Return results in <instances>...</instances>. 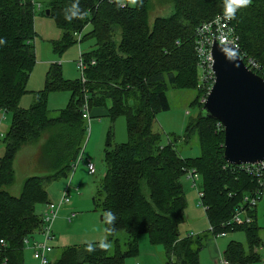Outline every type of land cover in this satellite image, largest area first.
Wrapping results in <instances>:
<instances>
[{
  "label": "trees",
  "instance_id": "trees-1",
  "mask_svg": "<svg viewBox=\"0 0 264 264\" xmlns=\"http://www.w3.org/2000/svg\"><path fill=\"white\" fill-rule=\"evenodd\" d=\"M172 12L148 23L150 0H48L61 36L53 52L93 38L97 45L80 52L86 65L85 83L64 80L60 65L50 64L43 90L33 93L28 109L19 108L35 63L33 3L0 0V113H10L11 123L2 135L0 157V264H24L25 241L37 240L42 220L38 207L49 203L46 186L69 178L86 142L82 108L102 109L114 121L123 118L127 142L105 144V174L92 199L104 222L107 243L65 247L49 264H125L138 256V237L147 235L153 247H162L166 264H200L199 254L208 236L243 232L247 250L230 242L222 259L230 264H256L259 237L254 210L246 214L250 224L233 226L234 214L247 209L246 197L264 194L238 166L223 158L222 127L211 119L190 120L183 136L168 135L166 145L153 132L156 117L169 111L168 88L199 91L201 84L194 54V31L201 23L231 10L241 51L264 69V0H168ZM87 26L91 30L81 37ZM77 36H80L79 41ZM91 62L94 64L91 65ZM200 84V85H199ZM69 92L66 107L53 117L48 96ZM86 99V102H85ZM199 97L194 100L199 110ZM85 102V103H84ZM51 132V133H50ZM50 134L41 147L43 177L24 179L18 197L6 188L15 181L14 159L27 143ZM112 136V134L110 133ZM198 148V156L181 157L182 148ZM188 171L200 177L198 196L209 226L207 233L181 237L179 227L187 208L182 178ZM119 232L127 234L121 245Z\"/></svg>",
  "mask_w": 264,
  "mask_h": 264
},
{
  "label": "rangeland",
  "instance_id": "rangeland-1",
  "mask_svg": "<svg viewBox=\"0 0 264 264\" xmlns=\"http://www.w3.org/2000/svg\"><path fill=\"white\" fill-rule=\"evenodd\" d=\"M123 2L124 0H119ZM33 3V29L35 39L33 41L35 63L26 84L28 93L21 96L18 105L21 109H28L33 102V93L43 90L45 74L50 64L60 65L64 80L74 82L80 78V73L76 68L80 52H88L97 45L95 39H86L81 43L68 47L62 54L53 52V41H57L60 30L55 25L52 17H48V0H31ZM172 12V5L168 0H150L148 23L152 24L154 18L167 17ZM91 30L87 26L81 37ZM199 74V72H198ZM203 90L181 91L168 88L166 96L169 102V111L161 112L157 115L152 130L161 136V145H166L168 135L183 136L185 128L190 120L197 118L199 108L194 105L196 97H202ZM69 92H54L48 96L47 107L49 115L53 117L57 111L64 109L69 101ZM11 123L10 113H0V157L3 155L4 143L2 135L8 131ZM90 126L86 124V142L82 150L83 161H76L69 178L57 180L46 186L48 197L51 203L59 202L61 194L68 188L70 204L61 208L58 218L53 224V234L56 241L53 243V251L49 255L50 260H55L59 256L62 248L80 246L88 243H107V230L102 215L93 207L92 199L98 192L100 182L105 174L104 151L105 144L110 136L112 143L124 144L127 142L126 126L123 118L111 121L107 115L93 117L90 119ZM51 133V132H50ZM112 134V136L110 135ZM48 135L43 134L37 142L24 145L14 160L13 169L15 172L14 183L6 188V191L14 197L20 194L21 186L27 177H43L46 173L42 170L39 161L41 147ZM37 151L35 152V148ZM198 148L193 146L190 150L182 148L180 155L184 158L197 157ZM90 160L95 168V174L89 175L86 161ZM183 191L186 197L187 208L185 210L184 222L179 227L181 237L187 235L196 236L209 231L208 222L204 216V210L200 206L199 199L192 182L184 175L182 178ZM39 213V210H37ZM75 214L72 222H67L68 217ZM256 225L259 227V237L264 243V194L256 204L254 211ZM208 237H211L210 235ZM116 239L121 245L128 241L127 234L119 232ZM216 243L214 248L210 243L200 251L201 264H219L227 245L230 242L240 243L247 250L245 236L243 232H234L224 237H214ZM31 245V243H29ZM262 249V248H261ZM162 247H153L148 241V237L142 234L138 237V256L128 258L125 264H166V259L162 256ZM261 262L264 263V251L260 253ZM25 264L31 261L32 253L29 246L24 250ZM261 262L256 264H262ZM33 263V262H32Z\"/></svg>",
  "mask_w": 264,
  "mask_h": 264
},
{
  "label": "water",
  "instance_id": "water-1",
  "mask_svg": "<svg viewBox=\"0 0 264 264\" xmlns=\"http://www.w3.org/2000/svg\"><path fill=\"white\" fill-rule=\"evenodd\" d=\"M211 60L214 83L197 118L215 120L222 127L227 164H260L264 161V80L247 70L230 46L214 41Z\"/></svg>",
  "mask_w": 264,
  "mask_h": 264
},
{
  "label": "built area",
  "instance_id": "built-area-1",
  "mask_svg": "<svg viewBox=\"0 0 264 264\" xmlns=\"http://www.w3.org/2000/svg\"><path fill=\"white\" fill-rule=\"evenodd\" d=\"M234 10L235 7L213 17L209 21L201 23L198 27H196L194 31V54L196 58V66L199 72L198 80L201 84L199 85L203 90L202 97L198 100V104L201 106L205 103L206 97L214 83V74L211 69V45L214 41H216L219 45H227L232 47L237 52L246 69L264 80V69L261 67V65L255 59L249 57L245 52L241 51L238 35L235 31L236 28L233 23ZM79 39L80 36H77L78 41ZM93 64L94 63L91 62V65ZM76 68L80 73L81 83H85L83 73L86 69V65L82 61L80 53L79 59L76 63ZM81 116L82 119L86 121V124L90 126L89 109L86 103L83 105ZM78 161H83L81 154L78 158ZM86 167L89 175L95 174L94 165L90 160L86 161ZM238 167L243 169V172L248 176L252 177L260 187L263 185L262 181L264 179V161L257 165H245ZM186 175L187 178L191 180L193 188H195L197 195L200 197L202 195L198 188L200 177L193 171H188ZM261 197L262 192L260 191H257V193L246 197L244 201L247 205V209H241L240 211L236 212L230 224H232L233 226L250 224L252 222V219L247 216L246 212L254 210L257 202ZM69 204V192L68 188H66V190H64L61 194L59 202H49L41 207L39 212V216L42 220L41 233L39 234L37 240L30 242L31 245H29V243L25 241V244L29 246V250L32 253V259L36 262V264L50 263L51 260L49 259V255L52 253L54 248L53 243L56 241L53 234V224L57 220L61 208ZM74 217L75 214H72L70 217H68L67 221L72 222ZM225 235V233H221L217 235V237H224ZM0 244H2V241L0 242ZM262 250L264 251V246L262 247ZM219 264L230 263L225 259H221L219 261Z\"/></svg>",
  "mask_w": 264,
  "mask_h": 264
},
{
  "label": "crops",
  "instance_id": "crops-1",
  "mask_svg": "<svg viewBox=\"0 0 264 264\" xmlns=\"http://www.w3.org/2000/svg\"><path fill=\"white\" fill-rule=\"evenodd\" d=\"M92 118L94 117H100V116H102V115H106V112L104 111V110H102V109H97V110H94L92 113ZM44 141V140H43ZM27 144H31V143H27ZM26 144V145H27ZM22 149V148H21ZM20 149V150H21ZM19 150V151H20ZM37 151V147L35 148V152ZM19 153V152H18ZM17 153V154H18ZM15 160V159H14ZM13 165H14V162H13ZM47 194H48V192H47ZM49 198V197H48ZM50 201V200H49ZM40 209H41V207H38L37 208V210H39V212H40ZM203 209V208H202ZM204 216H205V218H206V215H205V212H204ZM207 220V219H206ZM68 222V221H67ZM55 224V223H54ZM55 236V235H54ZM208 243H210V247L211 248H214V243H216V240L214 239V237H208L207 238V240H206V244H205V246H207L208 245ZM262 252V249L260 248L259 250H258V254L260 255V253ZM223 256V255H222ZM261 257V256H260ZM199 258H200V256H199ZM33 262V263H32ZM199 262H200V259H199ZM261 262V261H260ZM262 263V262H261ZM24 264H25V258H24ZM26 264H36V262L31 258V261H29V262H26ZM201 264V263H200ZM262 264H264V263H262Z\"/></svg>",
  "mask_w": 264,
  "mask_h": 264
}]
</instances>
